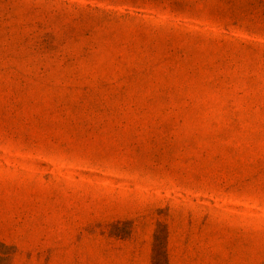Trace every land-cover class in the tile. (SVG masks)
I'll use <instances>...</instances> for the list:
<instances>
[{"label": "rangeland", "instance_id": "rangeland-1", "mask_svg": "<svg viewBox=\"0 0 264 264\" xmlns=\"http://www.w3.org/2000/svg\"><path fill=\"white\" fill-rule=\"evenodd\" d=\"M0 264H264V0H0Z\"/></svg>", "mask_w": 264, "mask_h": 264}]
</instances>
